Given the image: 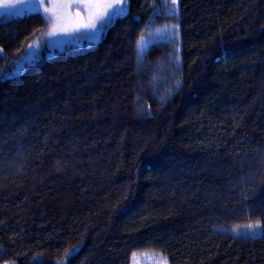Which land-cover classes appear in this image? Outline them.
<instances>
[{
	"label": "trees",
	"instance_id": "trees-1",
	"mask_svg": "<svg viewBox=\"0 0 264 264\" xmlns=\"http://www.w3.org/2000/svg\"><path fill=\"white\" fill-rule=\"evenodd\" d=\"M125 5L21 74L0 20V264H264V0Z\"/></svg>",
	"mask_w": 264,
	"mask_h": 264
},
{
	"label": "rangeland",
	"instance_id": "rangeland-1",
	"mask_svg": "<svg viewBox=\"0 0 264 264\" xmlns=\"http://www.w3.org/2000/svg\"><path fill=\"white\" fill-rule=\"evenodd\" d=\"M54 2L55 0H52V3ZM52 3H50V0H43V4H40L39 0H0V20L2 17L24 16L34 12H41L45 17H48V28L31 45L26 57L16 67L14 74H21L30 64L36 63L46 49L55 52L58 49H64L66 46L91 44L99 41L106 29L118 17L113 16L111 20L105 17L104 20L97 21L95 30L89 28L78 33L75 30L76 20L73 19L62 20L59 26L54 27V21L50 14L44 11V9L52 7ZM120 7L122 6L117 5L116 9H108L107 11L111 15L113 11L118 10ZM123 7L125 11V0ZM80 10L82 13L84 12L83 6ZM72 11L75 12V6ZM0 52H2L1 48ZM134 261L136 264H165V262L169 264L168 258L157 251L137 252L133 256L132 264H134ZM7 264L15 263L10 262Z\"/></svg>",
	"mask_w": 264,
	"mask_h": 264
},
{
	"label": "snow or ice",
	"instance_id": "snow-or-ice-1",
	"mask_svg": "<svg viewBox=\"0 0 264 264\" xmlns=\"http://www.w3.org/2000/svg\"><path fill=\"white\" fill-rule=\"evenodd\" d=\"M40 4H43V0H39ZM52 3V0H50ZM173 5H177V0H172ZM117 5H121L118 10L113 11L111 15L108 13V9H116ZM124 0H55L52 3V7L44 9L49 13L54 21V27L59 26L62 20L73 19L76 20L75 30L83 29H96V23L98 20H104L108 17L111 20L113 16L124 15ZM14 6V5H13ZM75 6V12L72 9ZM81 6L84 8V12H81ZM7 7V5H6ZM47 20L48 17H45ZM107 23V21H105ZM31 47V45H29ZM134 264L136 262L134 261ZM166 264V262H165Z\"/></svg>",
	"mask_w": 264,
	"mask_h": 264
},
{
	"label": "water",
	"instance_id": "water-1",
	"mask_svg": "<svg viewBox=\"0 0 264 264\" xmlns=\"http://www.w3.org/2000/svg\"><path fill=\"white\" fill-rule=\"evenodd\" d=\"M77 23V22H76ZM85 29H83V28H81V29H79L77 32L78 33H81L82 31H84Z\"/></svg>",
	"mask_w": 264,
	"mask_h": 264
}]
</instances>
